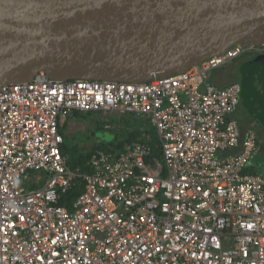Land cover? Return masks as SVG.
Wrapping results in <instances>:
<instances>
[{
    "label": "built area",
    "instance_id": "obj_1",
    "mask_svg": "<svg viewBox=\"0 0 264 264\" xmlns=\"http://www.w3.org/2000/svg\"><path fill=\"white\" fill-rule=\"evenodd\" d=\"M263 52L238 43L142 82L0 85V264H264V175L247 172L258 138L230 118L242 86L207 84ZM79 112L145 118L156 145L143 133L72 169L62 130Z\"/></svg>",
    "mask_w": 264,
    "mask_h": 264
},
{
    "label": "water",
    "instance_id": "obj_2",
    "mask_svg": "<svg viewBox=\"0 0 264 264\" xmlns=\"http://www.w3.org/2000/svg\"><path fill=\"white\" fill-rule=\"evenodd\" d=\"M245 42L264 46V0H0V85L142 82ZM246 67L264 108V55Z\"/></svg>",
    "mask_w": 264,
    "mask_h": 264
},
{
    "label": "rangeland",
    "instance_id": "obj_3",
    "mask_svg": "<svg viewBox=\"0 0 264 264\" xmlns=\"http://www.w3.org/2000/svg\"><path fill=\"white\" fill-rule=\"evenodd\" d=\"M242 69L241 60L237 59L230 65L210 73L207 84H213L215 78L221 77V82L242 83ZM214 86L218 88V85ZM247 94L246 96H241L240 103L235 113L240 117L239 126L241 128L245 127L248 121H255V123H253L255 125L252 124L251 128L259 134L258 137L261 150L255 152L251 160V165H253L252 171L261 175L263 174L261 167L264 165V108L261 102L250 101L249 93L247 92ZM129 119L120 118L118 116H109L105 118L99 113H76L74 116L70 117L63 130L70 165L73 159L76 158L79 148L83 146H91V148L107 146L117 140H125L131 129L135 130L136 128H140L143 133L147 134L152 139H157V132L150 121L145 118H141L140 120Z\"/></svg>",
    "mask_w": 264,
    "mask_h": 264
},
{
    "label": "trees",
    "instance_id": "obj_4",
    "mask_svg": "<svg viewBox=\"0 0 264 264\" xmlns=\"http://www.w3.org/2000/svg\"><path fill=\"white\" fill-rule=\"evenodd\" d=\"M241 74L243 76V82L240 83L241 86H242V95L243 94H247V92H248V93H251V95L254 97V95H256V93H255V90H254V87H253V84H252V80H251V77L249 76V73L247 71L246 66L243 67ZM245 79H246V81H245ZM252 89H253V91H252ZM128 119H129V117H128ZM130 119L137 120V119H134V118H130ZM142 136H143V131L140 128H136L135 130L131 129L128 137L125 140L124 139L117 140L116 142H113V143H111V144H109L107 146H97V147H94V148H91V147L79 148L77 156H76V158L73 159V162H71V165H70V160L68 161L69 167L72 168V169H77V168L80 167V168L83 169V171H86L87 170L86 163H87V161L89 160V158L91 157L92 153L95 150H97V149H108V148H121L126 143L139 141L140 139H142ZM152 143L154 145H156V139L155 140L153 139ZM63 149H64L65 155H68V150H67L66 143H65ZM158 153H160L159 150L155 149V154H158ZM82 192H83V189H82L81 186L73 187L67 193V195L64 196L65 200L62 202V205H66L67 206V204H69L71 199H74V198L78 197Z\"/></svg>",
    "mask_w": 264,
    "mask_h": 264
},
{
    "label": "crops",
    "instance_id": "obj_5",
    "mask_svg": "<svg viewBox=\"0 0 264 264\" xmlns=\"http://www.w3.org/2000/svg\"><path fill=\"white\" fill-rule=\"evenodd\" d=\"M222 78V77H221ZM221 78H215L214 79V83H217V84H214L213 83V85H218L217 87L219 88V89H224V88H226V87H228L229 85H231V84H234L235 82H221ZM240 84V83H239ZM246 95H248V94H243V95H241V96H246ZM249 99H250V101H252V102H254V101H257V102H259V100H258V97H257V95H254V97L249 93ZM237 109V108H236ZM236 111V110H235ZM235 111L230 115V118L231 119H234V120H236V121H238V123H239V115L238 114H236L235 113ZM80 113V112H79ZM75 115V114H74ZM73 115V116H74ZM253 123H255V121L254 122H249L248 121V123H247V125L245 126V127H240V130H241V132H242V134L243 135H245L249 130H251L252 128V124ZM240 125V124H239ZM253 125H255V124H253ZM65 128V127H64ZM64 128H63V130H64ZM63 130H62V133H63V135H64V137H65V134H64V132H63ZM253 130V129H252ZM256 134H257V138H258V146H257V151L256 152H258V151H260L261 149H260V143H259V134L257 133V131H256ZM89 146H83V148H88ZM91 147V146H90ZM264 148V147H263ZM68 156V155H67ZM252 160V159H251ZM258 168H260V167H258ZM261 169H262V172H263V174H261V175H264V165H262V167H261ZM253 165H251V162H250V165H249V168L247 169V172H249V173H252V174H256V173H254L253 171ZM260 175V174H259Z\"/></svg>",
    "mask_w": 264,
    "mask_h": 264
},
{
    "label": "flooded vegetation",
    "instance_id": "obj_6",
    "mask_svg": "<svg viewBox=\"0 0 264 264\" xmlns=\"http://www.w3.org/2000/svg\"><path fill=\"white\" fill-rule=\"evenodd\" d=\"M260 55H264V52L263 53H260V54H249V55L240 57L239 60H241L242 68L244 66H247V64L249 62H251L252 60H254L256 57H258Z\"/></svg>",
    "mask_w": 264,
    "mask_h": 264
}]
</instances>
